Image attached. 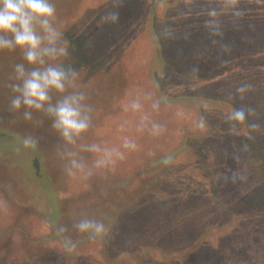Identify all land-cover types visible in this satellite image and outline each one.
Returning <instances> with one entry per match:
<instances>
[{
  "label": "rangeland",
  "instance_id": "obj_1",
  "mask_svg": "<svg viewBox=\"0 0 264 264\" xmlns=\"http://www.w3.org/2000/svg\"><path fill=\"white\" fill-rule=\"evenodd\" d=\"M52 2L59 3L55 25L68 42L64 63L76 73L75 87L90 94L91 126L77 145L119 144L129 136L138 147L114 170L84 181L67 175L63 142L45 133L43 120L19 122L45 148H24L18 133L0 128V264H181L173 256L196 240L202 247L183 264L217 240L222 264H264L260 218L241 220L244 212L234 211L253 227L249 257L241 254L238 228L202 234L210 223L230 221L218 217L220 209L243 208L260 176L253 153L256 144L264 152V0ZM216 20L222 24L212 29ZM151 32L162 38L164 59L152 67ZM138 93L160 100L152 112L164 126L158 137L138 130V117L122 110ZM1 106L0 126L22 117ZM231 107L244 118L229 119ZM129 174L137 193L113 218L101 215L129 195L115 189H127L122 180ZM85 216L102 220L108 233L95 240L77 233L72 225ZM59 225L70 231L58 233ZM71 233L79 239L69 251L63 241Z\"/></svg>",
  "mask_w": 264,
  "mask_h": 264
},
{
  "label": "clouds",
  "instance_id": "obj_2",
  "mask_svg": "<svg viewBox=\"0 0 264 264\" xmlns=\"http://www.w3.org/2000/svg\"><path fill=\"white\" fill-rule=\"evenodd\" d=\"M56 8L52 0H0V51L18 52L20 61L13 65L10 110L20 113L25 121L34 120L39 114L51 121L52 129L59 135L66 158L65 171L69 177L87 181L94 174L114 170L118 161L138 147L136 140L123 136L119 144L88 143L77 145L91 126L92 107L85 92L75 87L76 73L66 66L68 42L56 25ZM150 101L149 108L146 103ZM160 100L152 99L150 93H138L122 104V110L138 117L137 128L147 130L153 137L164 132V126L152 118L158 111ZM244 112L236 110L229 119L242 120ZM24 148L35 149L37 138H22ZM78 149V150H77ZM80 152L90 154L85 159ZM79 234L90 240L102 237L107 229L102 220L82 217L72 225ZM58 233L69 232L68 226L56 227ZM71 251L76 241L64 239Z\"/></svg>",
  "mask_w": 264,
  "mask_h": 264
},
{
  "label": "trees",
  "instance_id": "obj_3",
  "mask_svg": "<svg viewBox=\"0 0 264 264\" xmlns=\"http://www.w3.org/2000/svg\"><path fill=\"white\" fill-rule=\"evenodd\" d=\"M57 5V6H56ZM59 6V3L55 2V8L57 9ZM254 18L253 22L255 23L256 25V21H257V17H252ZM55 22L57 23L58 22V18L56 17V20ZM232 21H229V24L231 23ZM249 22V25H250V21ZM244 23V21L242 20V24ZM58 24V23H57ZM222 23L220 20H216L215 23L211 22L210 23V27L213 29L215 27H218L220 26ZM240 24V23H239ZM244 25V24H243ZM251 26H254L253 24ZM151 37H152V40L154 42V44H156V46L154 47V50H152V59H151V67L154 63V61L156 62H164V59H163V54L161 52V50H157V46L159 45V47L161 48L162 44V38L160 35H157L156 33L154 32H151ZM70 47L72 48L73 51H76V46H75V41L73 42L72 40H70ZM76 54V52H75ZM72 55L71 56V59L69 61L72 60V65L73 63H75L77 61V57L76 55ZM21 59L20 57V54L18 52H7V51H0V109H4L2 108L1 106V102L4 103L5 105V109H10V96H11V90L10 88L7 86V83L9 84L11 82V76H12V72H13V65L16 63V62H19ZM248 60H241V63L240 64H243V66L247 65ZM240 64L237 65L235 71L237 72L239 70V66ZM149 75H150V79L152 81V83L156 82L157 80L155 79V77H153L152 73L149 71ZM154 81V82H153ZM81 91L85 92L86 95H90L89 94V90L87 88L85 89H82ZM157 91V95H158V90L156 89ZM201 96V95H200ZM196 97L198 96H193L192 99H195ZM208 99V102L211 103V104H218V99L214 98V97H210V96H207L206 97ZM87 102H91L89 101V99H87ZM231 112H235L236 109L234 107H231ZM0 118L3 120L4 122V118H3V114L0 112ZM34 120H38V121H42L43 120V123H44V131L45 133H48V131L51 132V134H54L56 136H59L51 127V121L49 119H47L46 117H43L39 114H34ZM16 122L12 121L13 124L12 126H9V125H5V123H2L4 124V127L0 126V128H2V130H8V131H12L13 133L16 132L18 133V135L20 136V138H23L24 136H27V135H32V134H29L27 133V131H24L25 127L23 126V123L22 122H19V121H23V122H26L23 117L19 118L18 120H15ZM14 123L18 126L15 127L14 126ZM1 125V124H0ZM21 127V128H19ZM47 135V134H46ZM248 135V134H247ZM33 136V135H32ZM251 139L252 137L254 138V134L253 133H249L248 135ZM37 146H41L42 147H46V143L45 142H40L38 141V144ZM64 146V145H63ZM65 147V146H64ZM255 153H253V158H254V162H255V167L258 171V174H260L259 176V179L254 183V185L252 186L253 188V192L250 196V198L248 199V201L246 203H244L242 206L243 208L241 209H230L228 206H225V207H222V209H220V213L218 215V217H225L227 220H230V221H227V223L223 226V225H218L216 223H210L208 225H206V229L204 227V229L202 230V234H204L205 232L206 233H209V232H215L217 233L219 230H225V229H228V228H238V236L239 238L241 239L242 241V244L240 246V250H241V254L243 256H246V257H249L248 255V252H249V247H247V240L248 238H250V233H251V230H252V225L250 224H246V223H242L240 222L237 217L234 215L235 214V210H241L244 212L243 214V217L239 218L241 220H252V222H254V220L256 221L257 218H260L261 222L264 223L263 218H264V152L261 151L259 149V147H257V144L255 145ZM127 181L125 180H122L124 185H126L127 189L126 190H122V189H116V191H119L120 193V197L123 196L124 193H129V195L125 196V197H122L118 202L114 203V204H110L109 205V208L108 209H105L107 210V212H105V210H99L98 212L101 214V215H105L107 217H114L121 209L120 208H123L124 207V204L129 201V199L131 197H133L137 191L136 190H132V184L134 182L131 181V179H133V175L129 174V175H126L125 176ZM125 177H121V178H125ZM130 178V179H129ZM259 188H257V186H260ZM130 196V197H129ZM238 206H241L240 204ZM219 219V218H218ZM230 222L232 224H230ZM225 228V229H224ZM108 229L106 231V233H108ZM68 234L65 235V237H70L72 240L74 241H78L79 238H74V235L71 233L69 236H67ZM104 236V235H103ZM198 239H201L200 237ZM64 242V241H63ZM227 246L229 244V241H226L225 243ZM204 247H207L209 248L210 250L206 249V248H202L199 253H198V256L200 258H205L204 260V263L203 264H222V256H221V251H222V248L221 246H219L218 244V240L216 241V244L214 246H205L203 245ZM200 246L199 245V241L196 240L194 241L192 244H190L189 246H187L186 248L183 249V251L179 254H177V256H173L175 257L176 259V262H179L181 264H183V261L188 257V254L193 252V251H196L198 249H200ZM234 252V251H233ZM236 253V252H235ZM239 254V253H237ZM172 255V254H171ZM167 256V255H166ZM170 256V254L168 255ZM200 258H197V257H194V262L193 264H202V259Z\"/></svg>",
  "mask_w": 264,
  "mask_h": 264
}]
</instances>
